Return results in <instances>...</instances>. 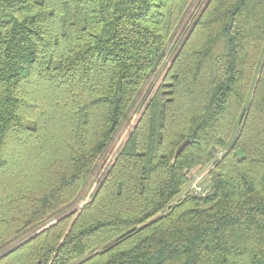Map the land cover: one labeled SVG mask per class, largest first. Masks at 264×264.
I'll return each mask as SVG.
<instances>
[{
    "label": "trees",
    "instance_id": "16d2710c",
    "mask_svg": "<svg viewBox=\"0 0 264 264\" xmlns=\"http://www.w3.org/2000/svg\"><path fill=\"white\" fill-rule=\"evenodd\" d=\"M27 233L0 264H264V0H0V249Z\"/></svg>",
    "mask_w": 264,
    "mask_h": 264
},
{
    "label": "rangeland",
    "instance_id": "374dc122",
    "mask_svg": "<svg viewBox=\"0 0 264 264\" xmlns=\"http://www.w3.org/2000/svg\"><path fill=\"white\" fill-rule=\"evenodd\" d=\"M195 3V2H194ZM196 11L195 9V4L193 6H191V8L188 10L185 18L187 19L189 17V15L194 14ZM192 18V17H191ZM185 19V21H186ZM190 19V18H189ZM188 19V21H189ZM181 35L183 34V32H180ZM178 33L174 36L173 39H171L168 43V47H167V51H166V58H165V62L162 65V69L161 71L157 74V76H155L154 78H151L149 80V82L147 83L148 85L145 87L142 97L139 100V105L143 104L144 101V97L146 95V93L148 92V90L150 89L151 86L153 85H158L159 82L162 79L163 73L165 71V69L168 67V65L171 63L172 57L176 51V47L174 45V43L176 42ZM139 108V107H138ZM136 111V110H135ZM139 111V110H138ZM136 113V112H135ZM131 114V117L129 119V121L127 123H125L120 131V138L117 142V145L115 146V150L118 149L120 147V145L123 142V139H125L127 137L128 131L131 129L132 125L134 124L135 120L137 119L138 115L137 114ZM207 173H208V167H203V168H195L191 171L189 177H190V183L187 186V188L185 189V192H190L193 193L195 192V188H201V190L203 191L206 186H207V182H208V177H207ZM203 195L206 194L205 191L202 192ZM89 197V191L86 193V199H88ZM29 233H27L25 236H22L21 238L17 239L15 242L3 247L2 249H0V255L4 254L5 252H7L8 250H10L11 248H13L15 245L19 244L20 242H22L23 240H25L26 238L29 237Z\"/></svg>",
    "mask_w": 264,
    "mask_h": 264
},
{
    "label": "water",
    "instance_id": "95a60500",
    "mask_svg": "<svg viewBox=\"0 0 264 264\" xmlns=\"http://www.w3.org/2000/svg\"><path fill=\"white\" fill-rule=\"evenodd\" d=\"M189 144V140L186 139L184 140L179 146L178 148L176 149L175 153H174V156H173V159L172 161L175 162V160L177 159V157L179 156V154L182 152V150ZM235 155L236 157L238 158H244L242 152L240 150H237L235 152Z\"/></svg>",
    "mask_w": 264,
    "mask_h": 264
},
{
    "label": "built area",
    "instance_id": "2783aa9c",
    "mask_svg": "<svg viewBox=\"0 0 264 264\" xmlns=\"http://www.w3.org/2000/svg\"><path fill=\"white\" fill-rule=\"evenodd\" d=\"M203 191H205V190H203ZM203 191L201 190V188H195V192H193V194H195V195H200V194L203 195L202 194Z\"/></svg>",
    "mask_w": 264,
    "mask_h": 264
}]
</instances>
